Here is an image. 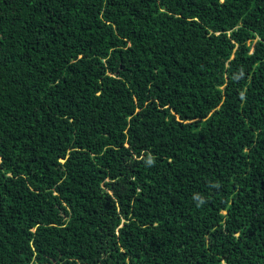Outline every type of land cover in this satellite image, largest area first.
Returning <instances> with one entry per match:
<instances>
[{
    "label": "trees",
    "instance_id": "16d2710c",
    "mask_svg": "<svg viewBox=\"0 0 264 264\" xmlns=\"http://www.w3.org/2000/svg\"><path fill=\"white\" fill-rule=\"evenodd\" d=\"M0 264H264V0H0Z\"/></svg>",
    "mask_w": 264,
    "mask_h": 264
}]
</instances>
